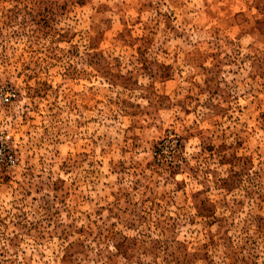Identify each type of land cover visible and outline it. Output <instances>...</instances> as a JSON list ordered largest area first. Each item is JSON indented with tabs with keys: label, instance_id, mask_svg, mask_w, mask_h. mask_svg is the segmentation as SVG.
I'll use <instances>...</instances> for the list:
<instances>
[{
	"label": "rangeland",
	"instance_id": "obj_1",
	"mask_svg": "<svg viewBox=\"0 0 264 264\" xmlns=\"http://www.w3.org/2000/svg\"><path fill=\"white\" fill-rule=\"evenodd\" d=\"M0 264H264V0H0Z\"/></svg>",
	"mask_w": 264,
	"mask_h": 264
},
{
	"label": "built area",
	"instance_id": "obj_2",
	"mask_svg": "<svg viewBox=\"0 0 264 264\" xmlns=\"http://www.w3.org/2000/svg\"><path fill=\"white\" fill-rule=\"evenodd\" d=\"M14 158L11 154L3 152L0 147V170L13 167Z\"/></svg>",
	"mask_w": 264,
	"mask_h": 264
}]
</instances>
